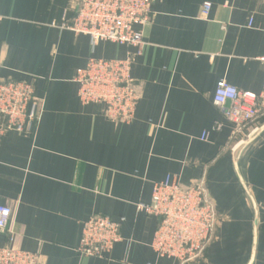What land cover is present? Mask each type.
<instances>
[{"label": "crops", "instance_id": "0c3cea01", "mask_svg": "<svg viewBox=\"0 0 264 264\" xmlns=\"http://www.w3.org/2000/svg\"><path fill=\"white\" fill-rule=\"evenodd\" d=\"M72 2L0 0V79L33 83L42 101L33 133H0L11 245L37 253L39 264H177L153 251L157 220L137 204L168 176L186 183L204 175L217 225L204 257L187 264H264V118L238 144L248 137L233 136L213 102L220 80L261 91L264 1L156 0L148 24L136 27L141 46L92 45L66 29ZM128 55L141 94L133 119L120 123L102 105L80 102L75 76L90 57ZM95 214L122 219L119 241L101 258L78 251Z\"/></svg>", "mask_w": 264, "mask_h": 264}, {"label": "built area", "instance_id": "2783aa9c", "mask_svg": "<svg viewBox=\"0 0 264 264\" xmlns=\"http://www.w3.org/2000/svg\"><path fill=\"white\" fill-rule=\"evenodd\" d=\"M155 2L73 0L71 9L74 14L63 26L76 34L87 35L92 45L109 41L141 46L143 33L136 27L148 24ZM209 9L210 5L205 3L202 15L205 16ZM261 61L264 62V58ZM131 64L130 55L123 59L90 57L75 76L80 102L100 104L108 120L129 123L141 94L140 84L131 76ZM213 102L232 123L233 136L250 137L264 118V82L256 94L220 80ZM41 114L42 101L36 96L33 83L0 79L1 134L9 131L31 134L37 128ZM219 128L220 125L215 123L214 129ZM205 138L206 134H203L201 139ZM137 209L157 220L151 246L158 257L172 258L177 264L195 262L204 257L217 225L216 208L204 175L186 183L170 176L156 182L150 202L137 204ZM12 216L10 205H0V235L6 233L8 236V244L0 246V264H39L37 253L11 245L14 234L10 228ZM121 221L100 214L90 216L82 226L79 253L101 258L110 252L120 239Z\"/></svg>", "mask_w": 264, "mask_h": 264}, {"label": "water", "instance_id": "95a60500", "mask_svg": "<svg viewBox=\"0 0 264 264\" xmlns=\"http://www.w3.org/2000/svg\"><path fill=\"white\" fill-rule=\"evenodd\" d=\"M261 128H258L257 130H256V132L253 134V135H255V134H257V132H259V130H260ZM263 129V128H262ZM253 135L252 136H250V137H248L247 138V140L246 141H244L243 143L244 144H247V143H249L250 142V140L252 139V137H253ZM241 183H242V185L244 186V183H243V181L241 180Z\"/></svg>", "mask_w": 264, "mask_h": 264}]
</instances>
